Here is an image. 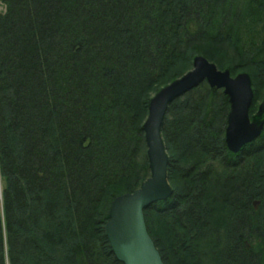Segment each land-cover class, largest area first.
<instances>
[{"label":"trees","instance_id":"trees-1","mask_svg":"<svg viewBox=\"0 0 264 264\" xmlns=\"http://www.w3.org/2000/svg\"><path fill=\"white\" fill-rule=\"evenodd\" d=\"M0 2V264H124L105 224L149 174L151 95L202 55L242 66L254 103L264 0ZM228 109L206 81L167 105L172 193L143 210L164 264H264V120L233 152Z\"/></svg>","mask_w":264,"mask_h":264},{"label":"water","instance_id":"water-1","mask_svg":"<svg viewBox=\"0 0 264 264\" xmlns=\"http://www.w3.org/2000/svg\"><path fill=\"white\" fill-rule=\"evenodd\" d=\"M202 81L211 87L222 88L228 97L229 112L224 139L230 151L237 152L261 130L263 120H249L253 99L250 75L241 72L231 76L228 69H218L202 55L193 58L190 70L156 92L149 100L148 115L143 123L150 175L131 192L120 194L112 200L105 224L112 251L124 264H164L147 232L143 214L151 203L166 199L172 193L167 181L168 157L160 125L169 101Z\"/></svg>","mask_w":264,"mask_h":264},{"label":"rangeland","instance_id":"rangeland-1","mask_svg":"<svg viewBox=\"0 0 264 264\" xmlns=\"http://www.w3.org/2000/svg\"><path fill=\"white\" fill-rule=\"evenodd\" d=\"M2 10H4V5L0 2V11H2ZM262 32L264 33V26H259L258 28H257V33H255L254 34V36H252L249 40H247V42H258L260 39H261V37H262ZM256 34H258V35H256ZM264 36V35H263ZM246 38H249L248 36L246 37ZM252 38L254 39V40H252ZM212 62V61H211ZM214 63V62H213ZM215 65H216V63H214ZM191 67H192V65H191ZM191 67L189 68V70L191 69ZM216 67H217V65H216ZM242 66H238V68L235 70V71H231L229 68H219V67H217L218 69H222V70H225V69H228L229 70V72H230V74H231V76H234V75H236V74H238V73H241V72H246V73H248L246 70H244V69H242L241 68ZM239 69V70H238ZM187 71H185L184 73H186ZM249 74V73H248ZM183 75V74H182ZM182 75H180V76H182ZM179 76V77H180ZM178 78V77H177ZM176 79V78H175ZM173 81V80H172ZM203 82V81H202ZM170 83V82H169ZM201 83V82H200ZM199 83V84H200ZM168 84V83H167ZM166 84V85H167ZM165 86V85H164ZM163 86V87H164ZM195 87V86H194ZM193 88V87H192ZM191 88V89H192ZM190 90V89H189ZM221 90H222V88H221ZM188 90H186L185 92H187ZM185 92H183V93H181L179 96H181V95H183ZM156 93V92H155ZM155 93H153L152 95H151V97L155 94ZM179 96H177V97H179ZM173 100V99H172ZM171 100V101H172ZM264 88L263 89H261L259 92H258V94H256L255 95V101H254V103H253V99H252V103H253V105H254V109H256V110H254V113H253V116H251L250 114H249V120L250 121H252V120H255L256 122H259V121H262V120H264ZM170 102V101H169ZM168 105V104H167ZM167 109V108H166ZM166 112V111H165ZM165 115V114H164ZM161 133V132H160ZM142 149L143 148H141L139 151H138V155L140 154V151H142ZM150 175V170H149V174H148V176ZM147 176V177H148ZM146 177V178H147ZM170 182V181H169ZM171 183V182H170ZM171 185V184H170ZM123 194V193H122ZM118 196V195H117ZM0 199H1V184H0ZM255 205H256V203H255ZM109 209V208H108Z\"/></svg>","mask_w":264,"mask_h":264},{"label":"bare ground","instance_id":"bare-ground-1","mask_svg":"<svg viewBox=\"0 0 264 264\" xmlns=\"http://www.w3.org/2000/svg\"><path fill=\"white\" fill-rule=\"evenodd\" d=\"M161 88H162V87H161ZM161 88H160V89H161ZM160 89H159V90H160ZM159 90H158V91H159ZM158 91H157V92H158ZM150 99H151V98H150ZM228 112H229V109H228ZM228 112H227V114H228ZM147 115H148V113H147ZM146 118H147V117H146ZM146 118L144 119L143 123L145 122ZM162 122H163V120H162ZM162 122H161V125H162ZM161 125H160V131H161ZM143 130H144V129H143ZM161 136H162V135H161ZM144 141H145V145H146V154H147V144H146L145 130H144ZM162 142H163V145H164L163 138H162ZM164 149H165V145H164ZM165 152H166V154H167L166 149H165ZM167 157H168V154H167ZM147 159H148V158H147ZM167 165H168V163H167ZM148 167H149V166H148ZM166 173H167V172H166ZM167 181H168V175H167ZM168 182H169V181H168ZM169 184H170V183H169ZM139 186H140V185H139ZM171 188H172V187H171ZM253 202L257 204V203H258V200H254Z\"/></svg>","mask_w":264,"mask_h":264}]
</instances>
